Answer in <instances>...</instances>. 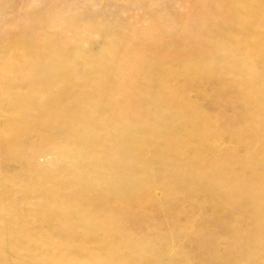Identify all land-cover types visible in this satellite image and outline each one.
<instances>
[{"label":"rangeland","instance_id":"1","mask_svg":"<svg viewBox=\"0 0 264 264\" xmlns=\"http://www.w3.org/2000/svg\"><path fill=\"white\" fill-rule=\"evenodd\" d=\"M230 1L0 0V264H264V0Z\"/></svg>","mask_w":264,"mask_h":264},{"label":"bare ground","instance_id":"2","mask_svg":"<svg viewBox=\"0 0 264 264\" xmlns=\"http://www.w3.org/2000/svg\"><path fill=\"white\" fill-rule=\"evenodd\" d=\"M228 2H226L227 4H230L231 3V1L230 0H227ZM241 2H245V1H247V0H240ZM257 1V0H256ZM255 1V2H256ZM255 2H254V4H255ZM259 2V1H258ZM224 4V3H223ZM243 4V3H242ZM223 6V5H222ZM249 6V5H248ZM229 9H227V10H229L228 11V13H229V16L230 17H232L233 15H236V10L234 11L233 9H231V7L230 6H227ZM219 11V10H218ZM221 13V12H220ZM219 14V13H218ZM239 14V13H238ZM228 15V14H227ZM239 16V15H238ZM244 16V15H243ZM228 17V16H227ZM245 17H246V15H245ZM230 19V22H231V18H229ZM229 19H228V21H229ZM219 21H220V19H219ZM225 21V20H224ZM226 24V23H225ZM230 25V24H229ZM229 28V27H228ZM227 28V29H228ZM213 29V27H209L208 28V31H209V33L211 32V31H214L216 34H214V36L216 37L215 39H216V42H218L217 40H219V41H224V39H226V38H224V36L223 35H221L220 33H218L216 30H212ZM225 31V30H224ZM224 34V33H223ZM227 35V34H226ZM247 36V35H246ZM228 37V36H227ZM231 39V38H230ZM226 41H229V39L227 40L226 39ZM222 43V42H221ZM251 46V45H250ZM250 48H253V47H250ZM232 49V48H231ZM230 49V50H231ZM258 54V53H257ZM258 56H260L259 54H258ZM261 57V56H260ZM260 63V62H259ZM251 68H253V67H251ZM160 87V86H159ZM164 93V92H163ZM166 94V93H165ZM167 95V94H166ZM163 96H165L164 94H163Z\"/></svg>","mask_w":264,"mask_h":264}]
</instances>
